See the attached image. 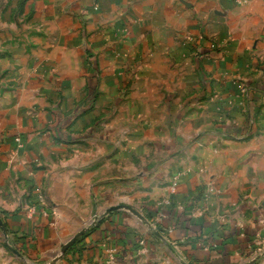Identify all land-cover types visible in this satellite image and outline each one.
<instances>
[{
  "label": "crops",
  "instance_id": "0c3cea01",
  "mask_svg": "<svg viewBox=\"0 0 264 264\" xmlns=\"http://www.w3.org/2000/svg\"><path fill=\"white\" fill-rule=\"evenodd\" d=\"M19 24L0 216L23 258L0 228V264H49L88 229L56 264H264V183L235 144L264 110V0H30ZM118 205L144 221L90 228Z\"/></svg>",
  "mask_w": 264,
  "mask_h": 264
},
{
  "label": "rangeland",
  "instance_id": "374dc122",
  "mask_svg": "<svg viewBox=\"0 0 264 264\" xmlns=\"http://www.w3.org/2000/svg\"><path fill=\"white\" fill-rule=\"evenodd\" d=\"M15 1L17 3V0H0V20L1 15L3 17H6L8 21H6V25L4 27L5 33L3 32V26L0 21V46L2 43H4L5 47L10 48L13 41L12 40H6L3 41L1 37L5 34L6 39L10 38L8 35H13L15 33V25L16 22L18 24V31H23L24 27L19 24V18L22 17V8L26 3H28L30 0H18L19 1V8L15 12L13 8ZM6 6L5 9H2L1 7ZM10 7V8H9ZM5 24V23H4ZM17 31V30H16ZM12 38V37H11ZM241 93H245L248 96V90L246 87L242 88ZM245 107V102L243 103ZM264 110L261 108L259 110L258 115L256 112L250 113L247 115V122L249 126H253V129L257 130V133L249 134L245 140L241 142H235L236 145H247L246 152H245V161L247 162V166L249 169V178L254 179V181H262L264 183V115L262 116ZM261 115V116H260ZM261 122V125L258 126V123ZM256 123V128H255ZM232 153L229 154L231 156ZM239 155H241V151H239ZM252 164V165H251ZM63 248V247H62ZM61 248V249H62ZM61 252V250H60ZM60 252L58 255H60ZM25 264H33L30 262H24Z\"/></svg>",
  "mask_w": 264,
  "mask_h": 264
},
{
  "label": "water",
  "instance_id": "95a60500",
  "mask_svg": "<svg viewBox=\"0 0 264 264\" xmlns=\"http://www.w3.org/2000/svg\"><path fill=\"white\" fill-rule=\"evenodd\" d=\"M120 210H125L130 212L131 214H133L134 216H136L137 218H140L142 221H144V219L140 216V214H138L136 211H134L132 208H130L129 206L126 205H118V206H114L111 207L110 209H108L102 216H100L99 218H97V220L92 224V227H96L98 226L106 217H108L110 214L116 212V211H120ZM0 228L1 231L3 232V236L6 240V244L9 247V249L17 256H19L20 258H23V256L16 250L14 249L9 242V236H8V230L3 222V219L0 216ZM89 230V229H88ZM88 230H83L80 233H78L76 236H74L70 241H68L63 248L61 249L60 255L55 258L51 263L49 264H56L57 262H59L65 255L66 253L85 235V233ZM262 257H257L254 260H252L251 262L247 263V264H256Z\"/></svg>",
  "mask_w": 264,
  "mask_h": 264
}]
</instances>
